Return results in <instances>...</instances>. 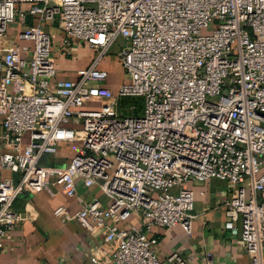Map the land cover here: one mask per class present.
Here are the masks:
<instances>
[{
    "label": "built area",
    "instance_id": "2783aa9c",
    "mask_svg": "<svg viewBox=\"0 0 264 264\" xmlns=\"http://www.w3.org/2000/svg\"><path fill=\"white\" fill-rule=\"evenodd\" d=\"M27 16L23 42L8 39ZM55 23L63 51H95L75 78L57 77L43 25ZM118 39L128 79L112 90L100 64ZM126 96L142 98L141 114H117ZM73 141L81 146L65 165L42 162ZM0 146V169L18 174L0 175V250L25 219L15 198L54 183L81 204L72 218L104 230L111 264H190L177 251L159 257L151 231L178 224L190 234L188 183L217 178L232 187L224 229L248 264H264V0H0ZM78 178L110 203L84 200Z\"/></svg>",
    "mask_w": 264,
    "mask_h": 264
},
{
    "label": "crops",
    "instance_id": "0c3cea01",
    "mask_svg": "<svg viewBox=\"0 0 264 264\" xmlns=\"http://www.w3.org/2000/svg\"><path fill=\"white\" fill-rule=\"evenodd\" d=\"M28 4H21L25 11ZM30 16L22 22L17 19L8 27L6 37L15 43H22L17 33L25 24H34ZM52 38V56L59 78H75L78 69L86 67L94 55V49L85 43L65 52L60 48L61 31L57 24L46 25ZM52 26L54 30L51 31ZM103 64V65H102ZM101 68L108 71L104 65ZM121 83L109 75L104 82L115 90ZM80 141L63 142L54 155L44 156L42 162L63 166L78 151ZM2 147L0 146V152ZM2 177L18 180V174L0 169ZM77 193L84 199L96 197L103 206L110 203L97 184L85 187L82 179H76ZM188 186L194 193L192 230L187 234L181 225L154 226L152 233L158 237L159 257L177 251L188 257L190 264H205V254L211 253L214 264H248V253L244 250L238 235H230L224 229V202L232 194L231 185L221 179L190 181ZM61 211L56 213L58 207ZM81 204L75 197L66 196L59 185L51 184L38 192L20 193L13 202V210L25 217L10 231L0 250V264H111L114 245L104 240V230L82 227L72 218ZM141 219L133 216L130 223L138 224Z\"/></svg>",
    "mask_w": 264,
    "mask_h": 264
},
{
    "label": "rangeland",
    "instance_id": "374dc122",
    "mask_svg": "<svg viewBox=\"0 0 264 264\" xmlns=\"http://www.w3.org/2000/svg\"><path fill=\"white\" fill-rule=\"evenodd\" d=\"M54 27L52 26L51 31L54 30ZM122 44H125L123 39H118L114 45L109 49L107 55L104 57V65L108 69L109 75L112 77L117 78L121 82H124L128 79L127 73L123 70L122 66L120 65L118 59L116 58V54L119 50V48L122 46ZM103 65V64H102ZM134 104L136 106V109L130 110V106ZM116 112L118 115H138L142 113V98L138 96H126V97H120L118 101V105L116 106ZM178 190V187H173L171 189V192L176 193Z\"/></svg>",
    "mask_w": 264,
    "mask_h": 264
}]
</instances>
